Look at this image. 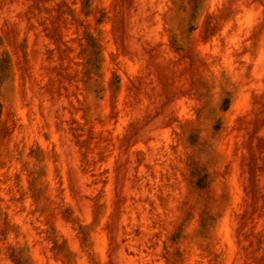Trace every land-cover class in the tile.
<instances>
[{
  "label": "rangeland",
  "instance_id": "1",
  "mask_svg": "<svg viewBox=\"0 0 264 264\" xmlns=\"http://www.w3.org/2000/svg\"><path fill=\"white\" fill-rule=\"evenodd\" d=\"M0 264H264V0H0Z\"/></svg>",
  "mask_w": 264,
  "mask_h": 264
}]
</instances>
